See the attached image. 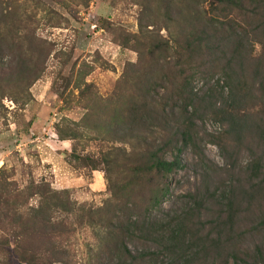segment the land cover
<instances>
[{"label": "trees", "instance_id": "trees-1", "mask_svg": "<svg viewBox=\"0 0 264 264\" xmlns=\"http://www.w3.org/2000/svg\"><path fill=\"white\" fill-rule=\"evenodd\" d=\"M9 1L0 4V55L6 49L2 29L8 18L2 6ZM255 46L261 48L257 55ZM150 50L152 59L158 52L172 53L169 62L156 61L162 74L158 80L167 85L160 86L164 103L150 96L155 90L150 91L145 79L112 122L115 142L130 145L138 160L124 162L116 181L106 178L109 197L98 213L77 211L63 193L46 184L31 182L13 190L0 179V233L6 244L14 240L19 264L57 261L58 241L75 232L72 219L78 212L93 232L85 245L87 264L249 263L245 237L264 232V0H211L183 37ZM195 70L222 74L224 86L217 83L201 96L194 94L190 83ZM224 87L228 96L223 99ZM208 117L224 126L220 136L198 130V123ZM204 142L219 143L230 155L243 149L252 154L244 184L211 188L213 170L200 149ZM186 149L201 163V185L183 196L179 211L164 214L168 178L183 168L180 155ZM121 151L127 160L131 152ZM33 197L37 203L22 212L19 203ZM61 212L70 218L60 220L56 215ZM261 244L264 248V236ZM251 261L264 264L259 246Z\"/></svg>", "mask_w": 264, "mask_h": 264}, {"label": "rangeland", "instance_id": "rangeland-1", "mask_svg": "<svg viewBox=\"0 0 264 264\" xmlns=\"http://www.w3.org/2000/svg\"><path fill=\"white\" fill-rule=\"evenodd\" d=\"M210 1L11 0L2 6L8 18L2 29L6 49L0 55V179L13 190L31 182L46 184L63 193L77 211L98 213L109 197L106 178L116 181L124 162L138 160L130 145L115 142L112 122L145 79L150 80V91L155 90L150 96L164 103L160 86L167 85L158 80L162 74L156 61L169 62L172 53L158 52L154 60L150 49L183 37ZM260 52L255 46V54ZM224 82L220 73L195 70L190 88L201 96ZM227 96L224 87L222 98ZM198 130L220 136L224 126L208 117L198 123ZM200 149L213 170L212 189L245 183L250 152L230 155L214 142H204ZM260 149L264 152V146ZM121 150L131 152L127 160ZM180 160L183 168L168 178L164 214L179 211L183 196L201 185L204 171L193 152L184 150ZM36 203L34 197L20 202V210ZM83 212L76 215L77 222L72 219L75 232L58 241L59 256L53 264H87L85 245L93 232L86 228L89 220ZM66 216L70 218L62 212L56 215L60 220ZM263 236L246 235L248 264H253L255 246L264 252ZM6 239L0 233V260L19 264L14 240L6 244Z\"/></svg>", "mask_w": 264, "mask_h": 264}]
</instances>
